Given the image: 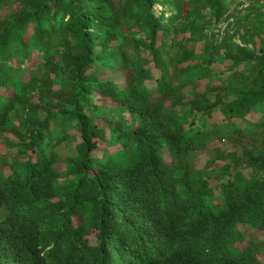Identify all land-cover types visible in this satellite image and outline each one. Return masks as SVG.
<instances>
[{
  "label": "trees",
  "instance_id": "trees-1",
  "mask_svg": "<svg viewBox=\"0 0 264 264\" xmlns=\"http://www.w3.org/2000/svg\"><path fill=\"white\" fill-rule=\"evenodd\" d=\"M241 4L0 0V264H264V0Z\"/></svg>",
  "mask_w": 264,
  "mask_h": 264
},
{
  "label": "rangeland",
  "instance_id": "rangeland-1",
  "mask_svg": "<svg viewBox=\"0 0 264 264\" xmlns=\"http://www.w3.org/2000/svg\"><path fill=\"white\" fill-rule=\"evenodd\" d=\"M239 1H241L242 3H243V5H245V4H247V2H248V0H239ZM237 2H238V0H237ZM155 12H156V14H158V12H159V7H156L155 8ZM59 147L60 148H58V152H59V154L61 155V157H65V156H67L69 153H71L72 154V147L71 146H69V145H65V143H61L60 145H59ZM3 213H4V209H2V208H0V217L3 215ZM240 230H242V231H244V233H245V239H248L249 237H251L250 235H251V233L248 231V229L245 227V226H239L238 227ZM252 237H253V240L255 241V242H257V243H262V242H264V235H262V234H260V233H253V235H252ZM259 259L260 260H262V261H264V253H261L260 255H259Z\"/></svg>",
  "mask_w": 264,
  "mask_h": 264
},
{
  "label": "built area",
  "instance_id": "built-area-1",
  "mask_svg": "<svg viewBox=\"0 0 264 264\" xmlns=\"http://www.w3.org/2000/svg\"><path fill=\"white\" fill-rule=\"evenodd\" d=\"M243 6H244L243 4L240 5V7H243ZM232 20L233 19L231 16H229V13L226 14L225 17L219 20L216 26L212 28V30L209 32V35L212 33L217 38H221L227 29L231 32L232 30H231L230 24L232 23Z\"/></svg>",
  "mask_w": 264,
  "mask_h": 264
}]
</instances>
